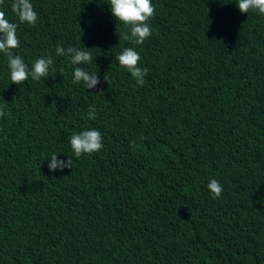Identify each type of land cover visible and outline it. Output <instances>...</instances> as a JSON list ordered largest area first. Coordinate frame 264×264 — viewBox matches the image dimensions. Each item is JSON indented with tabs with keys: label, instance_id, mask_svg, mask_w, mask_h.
I'll use <instances>...</instances> for the list:
<instances>
[{
	"label": "trees",
	"instance_id": "trees-1",
	"mask_svg": "<svg viewBox=\"0 0 264 264\" xmlns=\"http://www.w3.org/2000/svg\"><path fill=\"white\" fill-rule=\"evenodd\" d=\"M30 2L38 21L19 24L13 52L30 68L50 57L56 77L12 84L0 53V264H264V15L152 0L136 45L109 0ZM58 44L92 62L72 65ZM128 47L143 86L116 60ZM76 67L99 85L73 84ZM93 128L104 147L76 158L70 137ZM52 153L71 169L49 171Z\"/></svg>",
	"mask_w": 264,
	"mask_h": 264
},
{
	"label": "clouds",
	"instance_id": "clouds-1",
	"mask_svg": "<svg viewBox=\"0 0 264 264\" xmlns=\"http://www.w3.org/2000/svg\"><path fill=\"white\" fill-rule=\"evenodd\" d=\"M4 3L5 0H0V53L7 57L12 84H23L29 78L34 81H40L42 78L48 79L49 77L55 79L56 69L53 67V60L50 57L37 58L30 68L21 56L15 55L13 52V50L20 47V39L17 35L19 24L35 26L39 18L30 0H12L11 12L17 18L18 23L8 19V14L2 10ZM108 5L114 19L126 29L122 35L124 40L141 45L152 35L149 21L154 17L156 11L152 0H109ZM236 5L241 14L258 12L264 15V0H237ZM117 34L121 38V34L118 32ZM56 55L70 58L72 65L92 62L91 49L84 46L82 48L69 46L65 49L58 44ZM116 60L120 67L125 68L131 74L138 85L143 86L147 69L140 66L141 56L138 51L132 47L125 48L116 57ZM73 76V84L83 82L88 90L95 89L100 83L98 72L89 73L81 67L75 68ZM4 116L5 112L0 109V118ZM95 118L96 110L93 106H90L88 119L94 120ZM70 145L76 158L83 154L98 152L104 147L102 134L94 128L74 133L70 137ZM132 146H135L134 143H132ZM71 167L72 159L70 157L65 162L59 160L57 154L52 153L48 159V168L51 172L62 171L65 168L71 169ZM207 187L213 198H220L224 191L223 186L215 178L210 179Z\"/></svg>",
	"mask_w": 264,
	"mask_h": 264
}]
</instances>
